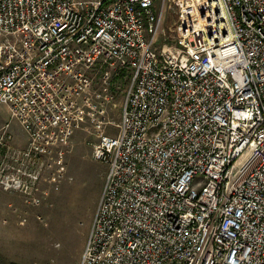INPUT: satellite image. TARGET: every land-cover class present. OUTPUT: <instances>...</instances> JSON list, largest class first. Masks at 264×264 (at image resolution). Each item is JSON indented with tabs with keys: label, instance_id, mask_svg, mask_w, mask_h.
<instances>
[{
	"label": "built area",
	"instance_id": "obj_1",
	"mask_svg": "<svg viewBox=\"0 0 264 264\" xmlns=\"http://www.w3.org/2000/svg\"><path fill=\"white\" fill-rule=\"evenodd\" d=\"M176 4L169 44L155 0H0L5 191L106 124L109 75L129 77L116 133L95 131L106 172L78 264H264V0Z\"/></svg>",
	"mask_w": 264,
	"mask_h": 264
},
{
	"label": "rangeland",
	"instance_id": "obj_2",
	"mask_svg": "<svg viewBox=\"0 0 264 264\" xmlns=\"http://www.w3.org/2000/svg\"><path fill=\"white\" fill-rule=\"evenodd\" d=\"M176 3L155 0V9H163L159 41H172ZM104 72L98 71L96 77L97 88L103 93ZM108 80L112 99L103 117L107 122L96 130L114 135L129 77L110 74ZM8 119L7 108L0 105V127ZM9 130L17 141L13 145L24 147L27 135L18 123L11 122ZM96 130L83 125L60 153L40 157L30 168L38 172L31 193L5 191L0 186V264H78L106 172L105 164L92 158Z\"/></svg>",
	"mask_w": 264,
	"mask_h": 264
}]
</instances>
